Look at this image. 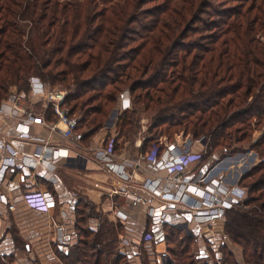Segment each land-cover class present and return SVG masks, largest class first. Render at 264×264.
<instances>
[{"label":"trees","instance_id":"1","mask_svg":"<svg viewBox=\"0 0 264 264\" xmlns=\"http://www.w3.org/2000/svg\"><path fill=\"white\" fill-rule=\"evenodd\" d=\"M29 77L67 90L63 106L79 117L82 143L102 129L127 89L131 109L115 123L121 146L134 145L144 114L149 125L139 152L180 132L208 137L211 151L230 149L248 137L252 121H264V0H0V104L11 97L9 87L27 92ZM250 147H264V134ZM239 186L242 204L263 212L264 160ZM74 216L75 244L56 249L63 264H129V255L115 251L113 225L83 197ZM94 218L95 230L88 226ZM151 231L146 221L143 236ZM223 232L242 262L225 242H204L210 256H201L198 236L165 224L166 264H208L209 257L213 264H264V215L231 209Z\"/></svg>","mask_w":264,"mask_h":264},{"label":"built area","instance_id":"2","mask_svg":"<svg viewBox=\"0 0 264 264\" xmlns=\"http://www.w3.org/2000/svg\"><path fill=\"white\" fill-rule=\"evenodd\" d=\"M27 83L28 101L23 94L12 93L8 100L0 104V118L14 122L12 135L0 134V221L4 217L7 218V213L16 210L13 200L3 192L4 180L15 169L41 168L44 181L56 182L54 174L59 161L64 160L71 166L79 164L78 154L71 158L65 147L31 133L33 126H39L50 135H57L65 141L74 135L79 118L70 116L63 106L67 91L52 89L37 77H29ZM118 98L119 113L131 109L128 91L122 92ZM38 103H41V113L36 112L34 108ZM50 115L53 118L47 120L46 117ZM114 127L112 125V128ZM109 131V136L103 140V145L93 150L91 158L111 179L110 196H121L125 198L127 204L112 205L109 209L111 213L109 219L112 222L120 224L126 230L130 227L124 235H117L115 250L125 254L132 249L133 244L144 241L151 257L156 258L160 264H166L169 258L162 230L163 224L172 210L181 208L190 217L189 220L182 222L187 226V230L191 223L199 229L197 234L191 230H188V233L198 236L200 241L210 246L218 244L224 236L226 212L243 203L246 196L244 189L228 187L222 179L213 177L217 163L221 161L213 162V159L211 163L215 164L205 172H193L190 167L201 163L203 155L201 152L180 149L181 135H176L175 139L169 142L162 137L150 151L139 152L134 158L119 157L118 134L114 130ZM25 143L34 144L32 153H24L17 148V144ZM139 147L136 143L135 148ZM133 183L149 196V201L130 194L129 189ZM99 187V184H95V188ZM71 197H75V194ZM152 200L156 204L153 205ZM21 201L28 209L47 216L51 214L56 204L53 195L46 190H27L21 195ZM133 203L147 206L145 222L149 223L152 232L158 231L156 234L143 236V233H137L136 241L133 237L130 238L136 227V221L129 213ZM72 211L73 208L61 209L52 220V241L60 248H67L72 243L73 231H70V227L73 229L74 225Z\"/></svg>","mask_w":264,"mask_h":264},{"label":"crops","instance_id":"3","mask_svg":"<svg viewBox=\"0 0 264 264\" xmlns=\"http://www.w3.org/2000/svg\"><path fill=\"white\" fill-rule=\"evenodd\" d=\"M13 132L14 122L5 118H0V134L12 135ZM31 133L44 140H49V142L57 144L58 146L65 147L68 150V155L71 158H75L76 154H78L80 156L78 159L79 164L76 166H71L67 165L64 160L59 161L57 163V168L54 174L57 178L56 182L44 181V179L42 178L41 168H37L35 170L17 168L4 180L3 192L11 200H13L16 210L13 213H7V218L4 217L0 221V233L2 234V236L6 237L5 242H3L1 246L2 250H6L5 254H0V257H2V259L4 257H7V252H10L11 255L9 254L8 257H16L14 261L18 260V254L12 253L13 244H16L15 242L17 241L19 247H21V242L24 243V245L21 247V252L24 254V257L27 256L29 260H27L26 262L29 261V264H63L61 259L57 255L56 249H60L66 252L67 248L74 245L76 242L74 209L77 205L79 197H83L85 200L91 203L95 208V212L99 216H101V218L106 219L110 224L113 225L115 231L117 232V235H124L126 231L130 230V227L128 228V230H126L120 224H115L109 219V216L111 215L109 209L112 205L127 206V204H125V198L121 196H110L109 192L112 181L105 172L99 169V166L93 161V158H91L93 150L103 145V140H105L109 136V133H107L105 137L101 139L102 141L98 140L97 145H95L96 141H93L88 146L83 145L84 143L81 142L80 135H78L77 131H75L74 135L67 141L62 140L57 135H50L45 129L39 126H33L31 128ZM142 140L143 139H138L137 141H135L134 147L131 148V151L135 153L130 152L127 145L124 144L123 146H121L119 140V150H117V154L119 155V157L130 156L131 158H134L135 155L139 153L138 149L135 148V145L137 143L138 147L141 146ZM179 142L182 143L180 146V149L182 150L196 153L202 152V150L199 149L196 143H192L187 137H182ZM65 144H67L68 146H66ZM17 148L24 153L30 154L33 152L35 146L33 143H25L17 144ZM253 157L254 156H252V158H249V160L253 161ZM228 158H231V156ZM226 159L217 163V168L214 170L213 177L222 179L228 187H237L239 189H244L239 186V180L243 176V174L249 171V166H247V164H244L243 162V160L245 161L246 159L244 158L240 160V158H236L235 162H231ZM215 161L218 162L219 160L214 159V162ZM202 162L191 166L190 169L195 173L205 172L206 170H208V168L212 167L215 164L211 163L209 165H205ZM245 169H247L246 172H244ZM95 184H99L100 187L95 188ZM131 185H133L129 189L131 195L140 197L146 201L150 200L149 196L146 193L141 191L140 188H137L138 185H135L134 183ZM27 190H46L53 195L56 204L55 208L49 216L36 213L28 209L22 203L21 195ZM72 194H75V197H71ZM151 203L153 205L156 204L154 200H152ZM146 207V205H141L139 203H133L131 205L129 213L131 214V217L135 219L136 227L134 229V233L130 234V238L133 237L134 241H136L137 239V233H143L144 231ZM64 208H73L72 212L74 216V225L73 229H71L70 227V231H73V239L71 240L72 243L69 247L67 246V248H60V246L55 245L52 241L53 234L51 224L53 218H55V215L59 213V210ZM168 216L169 217L167 218L166 222L163 224V228L165 224H169L178 228V226H183V221L190 219L189 214L185 213L182 208L181 210H172ZM189 223H191V221ZM88 226L95 230L97 228V220L95 218L90 219L88 222ZM188 228V230H191L193 233H198L199 229L196 225H192L191 223ZM178 229L184 232L188 231L187 229ZM155 232L158 231L155 230ZM13 236H15L18 240L13 239ZM198 240L200 246L202 243L200 239ZM139 245V243L133 244L132 249L138 248ZM144 246L146 248L148 247L146 244ZM211 247H215V245ZM151 248H153V245L151 246ZM136 256L137 255H133V258L138 259V257Z\"/></svg>","mask_w":264,"mask_h":264},{"label":"rangeland","instance_id":"4","mask_svg":"<svg viewBox=\"0 0 264 264\" xmlns=\"http://www.w3.org/2000/svg\"><path fill=\"white\" fill-rule=\"evenodd\" d=\"M23 25L25 26L26 24H23ZM24 26H23V28H24V33H25V35H24L25 36L24 39H25L26 36H27V33H28V29L29 28L28 27L26 28ZM49 87H51V86H49ZM51 88L67 91V90H65L63 88H60L57 85H56L55 88L54 87H51ZM124 91H128V90L125 89ZM9 92H10V94L13 93L14 95L19 94V93L20 94H23L25 96V100L28 101L27 100V92H26V90H20L17 87L12 86V87H9ZM130 102H131V97H130ZM27 104H30V103L27 102ZM118 104H119V98L117 99V102H116V105L114 106V108L108 113L107 120L104 122V125H103L102 129L101 130L100 129L97 130L95 132V135L90 138V140L88 141V143H84L83 144L84 146H88L93 141H96L95 142L96 143L95 145H97L98 140L99 141H102L101 139L103 137H105V135L107 133H110L109 130H111V132H113V130L115 131V127L112 128V125L115 126V123L117 121V118L121 114L118 111V107H119ZM130 105L132 106V104H130ZM34 108H35V111L36 112H38V113H41L42 112L41 103H38L36 106H34ZM75 117L76 118H79L77 116H75ZM255 123L256 122H254V121L251 122V124H253V125H251L250 131L247 133L248 134V137L242 143H240L238 145H231L230 149L217 148L214 151H211L208 148V144L210 142V139L208 137L202 136V137L198 138L197 140H191L188 135L185 136L181 132L178 133V135H181L182 137H187V138L190 139V141L192 143H196V145L199 147V149L202 150V152H201L202 155H203V162L202 163L205 164V165L206 164H210L211 161H213V159H217L219 161H222V160H224V159H226V158H228V157L231 156V158H228L226 160H229L231 162H235L236 161V158H240V160H242V159L245 158L246 160L245 161L243 160V162H244V164H247V166H249L248 168L250 170L253 167H255L256 165H258L262 160H264V150H262L264 147H262L259 150H251V147H250L252 144H254L256 142V140L260 139L263 136V134H264V121L261 122V123H259V124H255ZM148 125H149V117H147L146 115L142 114L141 115V120H140V130H139V133L137 134V136L135 138L136 139L135 141H137L138 139H143V137H145ZM80 130H82V128L79 129V130L77 129V133L80 132ZM162 137L163 136H161V138ZM164 138L168 142L169 141H173L175 139V135H173L172 138H170V140L167 139L166 137H164ZM135 141H134V143H135ZM125 145H127V147H130L128 144H125ZM133 147H134V145L131 148H133ZM131 148H129V150H130V152H133V151H131ZM133 153H135V152H133ZM252 156H254L253 157V161L252 160L250 161L249 158H252ZM209 157H210V159H209ZM246 171H247V169H245L244 172H246ZM246 197L247 196H245L244 200L246 199ZM255 206L256 205H253L252 207H248V206H244L241 203L239 206L235 207V209L236 208L237 209L239 208V210H243V211L248 212V213L249 212H251L252 214L253 213H256L257 216L264 215V213H263L264 211L262 212L259 208L255 207ZM149 232H150V230H149ZM156 233L157 232H152L151 231V234H156ZM13 239H17V238L15 236H13ZM5 240H6V237L5 236H2V234L0 233V254H2V255L6 253V250H2L1 249L2 248L1 247L2 246V243L5 242ZM20 242H21V240H20ZM222 242H225L226 247H228V249H231V250L234 251V258H235V260H237L238 262H242L240 248L237 247L236 245L232 244L228 240V238L222 237V240L219 241V244L222 243ZM15 243L16 244H13V247H12V253H17L18 254V256H17V259L18 260L17 261H14L16 257L15 258L14 257L13 258L11 257V260L6 261V260H3L2 257H0L1 261L6 262L7 264H15V262H16V264H29V261L26 262L29 259L27 258V256L24 257V254L21 252V249H22L21 247L24 245V243L21 242V245H20L21 247H19L17 241ZM201 243L202 244L200 246H199V244H197V246H196L197 247L196 248L197 249V252L200 253V254H202L201 256H205V257L206 256H210V255H208V253H207V251L205 249L206 248V246H205L206 243H204L203 241H201ZM202 245H204V246H202ZM141 248H142L141 245H139L138 248L131 249L129 252H126V253H129V256H128V259H127V262L129 264H141V262L143 261V259L146 260V261H148L150 264H160V262H158V260L156 258H152V257H149V256L146 258V256L142 252ZM193 252H194V250H193ZM9 254L11 255L10 252H7V254H6L7 257H8ZM133 255H137L136 257H138V259L137 258L136 259L133 258ZM216 256H219V254H217ZM212 257H214V255H212ZM205 260L207 261V263L213 264V260L211 259V257L206 258ZM196 264H205V263H204V261H202V262H197Z\"/></svg>","mask_w":264,"mask_h":264},{"label":"water","instance_id":"5","mask_svg":"<svg viewBox=\"0 0 264 264\" xmlns=\"http://www.w3.org/2000/svg\"><path fill=\"white\" fill-rule=\"evenodd\" d=\"M180 228L185 230V229H187V226L186 225H183V226H180Z\"/></svg>","mask_w":264,"mask_h":264}]
</instances>
